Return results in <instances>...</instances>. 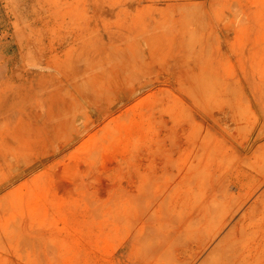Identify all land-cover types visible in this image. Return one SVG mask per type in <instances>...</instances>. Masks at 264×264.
Returning <instances> with one entry per match:
<instances>
[{
  "label": "rangeland",
  "instance_id": "obj_1",
  "mask_svg": "<svg viewBox=\"0 0 264 264\" xmlns=\"http://www.w3.org/2000/svg\"><path fill=\"white\" fill-rule=\"evenodd\" d=\"M0 264H264V0H0Z\"/></svg>",
  "mask_w": 264,
  "mask_h": 264
}]
</instances>
